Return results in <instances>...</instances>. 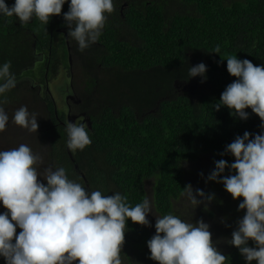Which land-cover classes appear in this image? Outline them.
<instances>
[{"label":"trees","instance_id":"16d2710c","mask_svg":"<svg viewBox=\"0 0 264 264\" xmlns=\"http://www.w3.org/2000/svg\"><path fill=\"white\" fill-rule=\"evenodd\" d=\"M113 2L114 11L108 14L99 41L84 52L68 39L63 13L68 11L70 0L46 26L36 18L21 24L15 17H0V64L10 61L17 78L16 87L0 99L8 115L27 106L30 113L38 116L36 132L40 140L47 141L48 148L42 154L34 144L32 151L42 157L39 165L43 169L49 161L64 167L70 180L87 189L86 183H96L92 169L102 168L116 182L117 192L127 196L130 206L146 198L144 183L151 180L155 206L163 212L172 211L171 199L179 197L188 182L196 184L206 196L210 186L218 184L207 177L215 168L214 161L234 162L233 156L222 153L237 135L261 132V120L250 108L245 110L248 118L243 119L231 115L225 106L218 111L214 106L226 86L237 79L228 73L226 58L264 65V0ZM6 3L11 6L14 0ZM56 35L62 36L61 51L55 46ZM66 43L70 45V65ZM216 46L220 54L213 51ZM35 49L46 51V59L52 60L49 80L65 65L71 79L70 91L81 98L79 113L86 114L81 120L85 121L92 143L77 150L81 159L78 169L84 172L87 182L76 172L66 147V124L70 117L77 116L69 114L67 119L66 112L57 110L47 92H35L29 99L25 91L33 81L25 86L21 82L26 66H33L31 55ZM192 59L202 61L207 68L201 80L197 79L202 86L207 85L206 92L196 100L189 92L181 93L176 85L190 80ZM47 60L39 74V84L44 89ZM76 75L79 83L75 85ZM43 99L49 110L40 105ZM103 152L102 167L93 166ZM186 161L192 163L187 176L182 166ZM192 174L194 177L188 181L186 177ZM226 174L233 173L226 169L222 175ZM128 222L138 234L140 225L136 227L130 219ZM19 231L17 228V234ZM136 245L145 248V241ZM0 264H5L3 257Z\"/></svg>","mask_w":264,"mask_h":264},{"label":"clouds","instance_id":"9594fccd","mask_svg":"<svg viewBox=\"0 0 264 264\" xmlns=\"http://www.w3.org/2000/svg\"><path fill=\"white\" fill-rule=\"evenodd\" d=\"M66 2L14 0L9 6L6 0H0V17H15L21 24L36 18L46 26L53 15L61 14ZM113 11V0H70L63 17L68 39L77 43L78 51L84 52L99 41ZM213 51L220 54V47ZM226 60L228 73L237 79L221 93L215 110L225 106L231 115L247 119L245 110L250 108L261 120V132L237 135L222 153L233 156L234 162L214 161L215 168L207 180L222 183L233 199L243 197L238 210L246 212L228 243L238 248L246 264L253 260L264 264V65L255 66L237 57ZM32 68L26 66L23 75ZM206 71L202 62L192 66L188 69L191 78L186 81L196 83L192 77L204 76ZM16 85L11 63L5 61L0 64V98ZM37 117L27 106H21L14 112L12 123L36 132ZM8 123L9 115L0 99V133ZM66 135L69 153L82 151L92 143L85 123L68 122ZM40 163L42 157L25 144L0 150V204L6 209L0 213V257L5 264H122L127 222L130 219L151 226L147 219L151 201L145 198L130 206L127 196L120 192H89L82 183L70 180L64 167H49L41 175L37 171ZM226 169L233 174L222 175ZM38 177H43L46 184ZM181 195L195 209L202 203L198 196L211 202L215 194L206 196L202 189L194 194L189 184ZM154 226L155 234L146 243L149 258L159 264H225L227 257L214 246L210 225L202 219L192 223L173 214L158 215ZM17 228L21 229L18 234ZM249 240L254 246H249Z\"/></svg>","mask_w":264,"mask_h":264},{"label":"flooded vegetation","instance_id":"af4514ba","mask_svg":"<svg viewBox=\"0 0 264 264\" xmlns=\"http://www.w3.org/2000/svg\"><path fill=\"white\" fill-rule=\"evenodd\" d=\"M62 35L65 36V33L62 32ZM69 53V65H70V45L66 43ZM44 52H38L36 49L34 50V57L32 58V63H33V70L36 69L37 63H44L47 59V55ZM40 55V57H38ZM40 60V61H39ZM194 59H192L193 61ZM52 65V60H47V64L45 65V70H44V76H45V82L44 87L39 84L40 77H30L26 75H21V78L23 79L21 82L25 83L30 81H33L30 89L28 91H25L29 95V99H31L32 94L35 92L37 94H41L42 92H47L52 96V102L54 103V106L58 110V105H57V100L54 98L52 95L53 93L49 89V80L48 74L51 71V66ZM196 77H192V81L195 80ZM191 83V82H190ZM187 81H185L186 85H189ZM196 83L200 85L203 89L198 90V91H191L190 93L192 99L196 100L200 95H203L206 92V89H204L205 86H202L198 80H196ZM177 88L181 93H186L184 92L183 88L178 87V82H176ZM67 93H64V97L66 98L65 100V107H66V112L71 115H76L77 117L75 119L71 118L70 122L74 121L77 124H80L81 117L84 112L79 113L80 111V100L81 98L76 95L75 92L70 91V84L67 85ZM188 90V88L186 87ZM65 91V90H64ZM73 101L75 105H73L70 101ZM40 105H43V107H46V110H49L48 102L43 99V102L40 103ZM75 109L78 111H74L72 114L71 110ZM83 116H86L83 115ZM81 123H85V121L81 120ZM67 147V146H66ZM70 154V153H69ZM104 152L101 154V158L99 161L95 162L93 166L99 165L102 167V157H103ZM76 157H78V162H76V158L74 157V160H72L73 164L78 165L79 161L81 159L79 158L78 151L75 153ZM49 161V160H48ZM186 167H184V165ZM182 164L183 166V173H187L186 170L187 168L192 165L189 161H186ZM45 169L44 171L46 172V169L51 167L53 170L56 168H59L57 165H54L53 162H48L47 164L44 163ZM79 166V165H78ZM76 172L79 174V176L83 179L84 181L87 182V178L82 170L80 168H76L74 166ZM93 175H95L96 183L95 184H87V190L89 192L91 191H96L99 190L102 192L104 195H112L118 190V186L116 182H113L111 180V176L108 175L107 173H103L102 168H96L92 169ZM229 175V174H226ZM187 176V174H186ZM194 177L193 174L189 175L186 177L188 181H191V178ZM70 179V177H69ZM73 180V179H72ZM74 181V180H73ZM191 185L193 187V191L195 194V190L198 189L196 184L192 185L190 182H188V185ZM214 186V185H213ZM210 186V190L208 192V195L210 194H215L214 199L211 202H208L205 198L202 197H197V199L202 200V203L198 205L195 209L188 203L185 197H183L181 194L177 198H172L171 199V208L172 211H167L163 212V210L160 207L155 206L153 198H154V183H152L151 180H148L144 183V188L146 190V198H148L151 201L152 204V211L148 214L150 216V225L151 226H145V225H140V231L138 234L135 233V228L134 226L130 227L128 224H131V222H127V226L125 228V241L122 246V250L120 253V258L122 261V264H159V262L154 261L150 259V250L147 247V240H149L154 234H155V222L157 216H163L165 214H173L180 216L183 220L196 223L199 220H203L207 224L210 225L209 231L211 232V238L213 241V244L217 249L224 254L227 259L225 261V264H246L245 258L243 255L239 252L238 248L236 246L230 245L228 241L231 239V234L232 232L237 228V222L239 219H241L245 212V210H238V204L243 200V197L233 199L231 194L226 191L222 183L215 184V186ZM120 191V190H119ZM1 209V213L4 211ZM137 227L138 223L132 222ZM139 241H145V248L139 249L137 247V243ZM249 246H254L253 242L249 240ZM251 264H257L255 260L251 262Z\"/></svg>","mask_w":264,"mask_h":264},{"label":"rangeland","instance_id":"374dc122","mask_svg":"<svg viewBox=\"0 0 264 264\" xmlns=\"http://www.w3.org/2000/svg\"><path fill=\"white\" fill-rule=\"evenodd\" d=\"M56 40H55V46L58 48V50H62V36L61 35H56ZM202 61L199 60H193L191 62V66H195L199 63H201ZM43 66V63H37L36 65V69L35 70H31L29 72H27L28 75L26 76H30L32 77V74L35 76L39 77V74L41 75V67ZM75 85L79 83V78L78 76H73ZM201 80V76H196L195 80ZM186 81V80H185ZM185 81H179L178 82V87L183 88L184 91L192 93L191 91H198L199 89L202 90L203 88L198 85L197 83L191 82L189 85L185 84ZM71 82L70 79V75L67 73V67H65V65L63 67H60L58 70V75H56L55 77H52V79L49 81V89L50 91L53 93L52 95L54 96V98L57 100V105H58V109L59 111L62 112H66V107H65V99H64V93H67V88ZM204 89H206L207 85H204ZM186 87L188 88V90L186 89ZM178 89V88H177ZM65 90V91H64ZM77 90V89H76ZM77 92L79 93V91L77 90ZM69 101L75 105L73 103L72 100ZM74 111H78L75 109H72L71 112L72 114L74 113ZM67 114V119H69V114L68 112H66ZM71 119V118H70ZM12 121V114L9 115V123L6 127V130L3 133H0V150H10L13 148H17L20 144H25L27 146H29L32 150L34 149L35 145L40 147V150L42 152V154H46L47 152V148L48 145L46 144L47 141H43L39 139V134L37 132H28L27 130L21 128V127H17L14 123L11 122ZM70 122V120H69ZM39 124V123H38ZM35 144V145H34ZM34 153L36 151H33ZM38 167H40L42 170H40L41 172H39L41 175L45 174V171L43 169L42 165H38ZM38 179L43 180V177H38ZM4 206H2V204H0V213H1V209H3ZM147 219L150 220V216H147Z\"/></svg>","mask_w":264,"mask_h":264},{"label":"water","instance_id":"95a60500","mask_svg":"<svg viewBox=\"0 0 264 264\" xmlns=\"http://www.w3.org/2000/svg\"><path fill=\"white\" fill-rule=\"evenodd\" d=\"M70 156H71V158L73 159V156H72V153H71V151H70ZM74 160V159H73ZM76 167L78 168V165H76Z\"/></svg>","mask_w":264,"mask_h":264}]
</instances>
